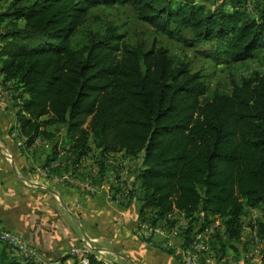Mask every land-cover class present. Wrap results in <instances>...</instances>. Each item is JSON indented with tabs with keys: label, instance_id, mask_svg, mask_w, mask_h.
Segmentation results:
<instances>
[{
	"label": "trees",
	"instance_id": "16d2710c",
	"mask_svg": "<svg viewBox=\"0 0 264 264\" xmlns=\"http://www.w3.org/2000/svg\"><path fill=\"white\" fill-rule=\"evenodd\" d=\"M206 1L0 0V76L19 100L23 148L49 147L43 169L59 161V150L71 164L51 174L73 170L94 150L101 174L109 154L141 156L129 191L140 216L164 223L176 210L187 223L183 248L196 232L216 229L210 245L220 259L245 252V209L261 210L264 219V74L231 80L229 91L207 97L202 75L187 62L173 61L155 44L124 42L110 23L73 44L89 12L127 6L154 34L217 65L264 52V0H222L215 8ZM203 44L212 46L199 50ZM14 131L6 134L10 142ZM216 216L219 226L211 222ZM257 225L264 240V222ZM85 259L105 264L91 254ZM0 264L41 263L11 256L0 241Z\"/></svg>",
	"mask_w": 264,
	"mask_h": 264
},
{
	"label": "crops",
	"instance_id": "0c3cea01",
	"mask_svg": "<svg viewBox=\"0 0 264 264\" xmlns=\"http://www.w3.org/2000/svg\"><path fill=\"white\" fill-rule=\"evenodd\" d=\"M14 95L13 86L4 85L0 76V230H12L34 243L42 253L41 258L51 264H77L78 259L69 251L85 244L91 246L86 256L91 254L105 264H176L188 249L183 248L181 236L186 227L181 223H187L176 210L165 217L164 223L154 221V225H161L166 231L152 244L139 241L133 233L141 216L139 204L129 197V191L141 168L142 157L130 158L121 152L109 154L103 160L102 174L95 150L83 158L78 164L82 172L91 174L93 169L98 170V175L93 177L95 195L46 180L41 175L48 150L36 144L28 148L21 144L18 148L17 139L10 142L6 138L9 131L19 132L15 114L20 104L19 100H13ZM58 152L60 163L69 167L70 154L66 150ZM32 181L37 182V186H29ZM215 221V226L220 225L219 219ZM170 231L176 233L172 235ZM249 234L253 242L248 240L246 252L235 256L228 251L220 259L215 257L211 240H208V249L197 264H264V246L255 254L257 232L253 228ZM165 236L171 239V245L163 249L160 244ZM85 264H88L87 259Z\"/></svg>",
	"mask_w": 264,
	"mask_h": 264
},
{
	"label": "rangeland",
	"instance_id": "374dc122",
	"mask_svg": "<svg viewBox=\"0 0 264 264\" xmlns=\"http://www.w3.org/2000/svg\"><path fill=\"white\" fill-rule=\"evenodd\" d=\"M220 1L222 0H207L206 2L207 5L215 8L220 6ZM108 23L117 28L119 34H121L124 38L123 41L126 43L132 45L142 44L146 48H150L152 44H155L157 47L166 49L168 56L173 61L187 62L190 65L192 72H199L202 75L203 81L207 86V97L216 89L229 91L231 80L238 82L241 78L249 77L255 72L264 74V52L258 54L256 58L245 62L217 65L210 59L200 55L195 49H185L181 45L168 40L164 36L154 34L152 28L137 20L133 12L127 6H115L113 8L106 9L98 8L89 12L84 24L79 28L76 35L73 37V44H82L87 31H94L98 33L103 32ZM211 46V44H203L198 49L208 50L211 48ZM13 136L15 140L17 139V142L20 145H24V138L19 136L18 132L14 131ZM89 141L91 142V140ZM92 159L94 160V157H92ZM54 162L60 163V161ZM245 210V214L242 218L243 235L241 241L248 242V240H250L253 242V240L250 238L249 232L251 231L250 226L254 225V229L257 232V237L255 236L254 238L256 242V246L254 248L255 252L258 248V239H260L258 236L259 228L257 222H264V219H262V212L259 209ZM149 217L153 219L152 216ZM218 219L219 217L216 216V219L211 221L213 222L212 224H214L216 222L215 220ZM181 224L182 226H186L183 221ZM215 231L216 229H214V231L211 230V232L208 233V240H212ZM262 237H264V235H262Z\"/></svg>",
	"mask_w": 264,
	"mask_h": 264
},
{
	"label": "built area",
	"instance_id": "2783aa9c",
	"mask_svg": "<svg viewBox=\"0 0 264 264\" xmlns=\"http://www.w3.org/2000/svg\"><path fill=\"white\" fill-rule=\"evenodd\" d=\"M13 140H15L13 133L11 135ZM35 145V143H34ZM16 146L21 148V145L16 142ZM45 148H49L44 144ZM71 164V162H70ZM68 164V165H70ZM61 163L52 162L49 167L42 170V178L48 180L50 179L53 183L56 184H67L76 189H79L89 195L96 193L95 186L93 184V177L98 175V170L93 169L91 174H85L82 172L78 165L76 168L71 170H61L60 174H51L52 169H59L62 167ZM29 186H37V182L32 181V184ZM214 230V229H213ZM164 227L161 225H154V219L148 217H141L137 225L133 228V233L135 237L145 243L152 244L158 237L164 234ZM176 231H170L169 234L174 235ZM257 237V236H256ZM209 237H207L206 230H200L196 232V243H191L186 252H183L179 259L178 264H197L198 259H201V255L204 251L208 249L207 242ZM258 239V238H257ZM0 241L7 245V252L16 258L19 259H32L41 264H51L45 262L36 249L30 247L26 241L22 240L18 235L10 232H0ZM171 245V239L168 237L160 244L161 248L166 249ZM264 246V241L258 239V248L255 251V254H258L260 249ZM91 252V246L85 244L83 246H74L70 249L69 253L74 254V257L77 258V264H85L86 254ZM113 262V261H112ZM115 263V262H114ZM219 264H231L230 262H222Z\"/></svg>",
	"mask_w": 264,
	"mask_h": 264
},
{
	"label": "water",
	"instance_id": "95a60500",
	"mask_svg": "<svg viewBox=\"0 0 264 264\" xmlns=\"http://www.w3.org/2000/svg\"><path fill=\"white\" fill-rule=\"evenodd\" d=\"M41 186V185H40ZM42 187V186H41ZM43 188V187H42Z\"/></svg>",
	"mask_w": 264,
	"mask_h": 264
}]
</instances>
